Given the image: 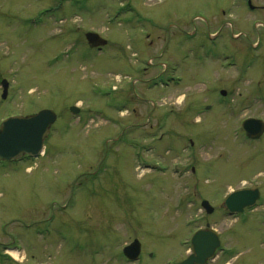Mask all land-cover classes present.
Masks as SVG:
<instances>
[{
    "label": "rangeland",
    "instance_id": "1",
    "mask_svg": "<svg viewBox=\"0 0 264 264\" xmlns=\"http://www.w3.org/2000/svg\"><path fill=\"white\" fill-rule=\"evenodd\" d=\"M1 79L0 124L56 121L41 156L0 163V264H181L207 225L208 264H264V133L241 128L264 123V0H0ZM241 188L260 204L229 217Z\"/></svg>",
    "mask_w": 264,
    "mask_h": 264
},
{
    "label": "water",
    "instance_id": "2",
    "mask_svg": "<svg viewBox=\"0 0 264 264\" xmlns=\"http://www.w3.org/2000/svg\"><path fill=\"white\" fill-rule=\"evenodd\" d=\"M85 38L90 47L106 45L107 41L97 33L88 32ZM2 99L6 98L8 82L1 81ZM224 93V92H222ZM74 114L79 109L71 107ZM56 120V114L50 109H42L35 114L27 116H12L0 125V160L10 161L18 159L24 154L37 157L44 148V140L49 134L51 125ZM242 129L248 139H258L264 132V123L260 119L247 118L242 122ZM259 198L258 189L236 190L227 195L223 205L230 215L243 212L245 207H252ZM201 206L207 213L213 209L207 201H202ZM220 246L218 234L209 226L197 230L191 237V253L181 264H206L214 257V253ZM140 243L134 240L123 248V255L129 261H136L140 254Z\"/></svg>",
    "mask_w": 264,
    "mask_h": 264
},
{
    "label": "flooded vegetation",
    "instance_id": "3",
    "mask_svg": "<svg viewBox=\"0 0 264 264\" xmlns=\"http://www.w3.org/2000/svg\"><path fill=\"white\" fill-rule=\"evenodd\" d=\"M167 84V83H166ZM206 108V107H205ZM207 109V108H206ZM11 115H13L14 116V114H11ZM28 159H30V157H28V156H23V157H21L20 159H17V160H12V161H10V162H20V161H23V160H28ZM0 163H4V162H0ZM253 209V208H252ZM249 210V209H248ZM251 210V209H250ZM245 211H247L246 209H245Z\"/></svg>",
    "mask_w": 264,
    "mask_h": 264
},
{
    "label": "bare ground",
    "instance_id": "4",
    "mask_svg": "<svg viewBox=\"0 0 264 264\" xmlns=\"http://www.w3.org/2000/svg\"><path fill=\"white\" fill-rule=\"evenodd\" d=\"M10 252H11V255H12V256H17V253H16L15 250H11Z\"/></svg>",
    "mask_w": 264,
    "mask_h": 264
}]
</instances>
